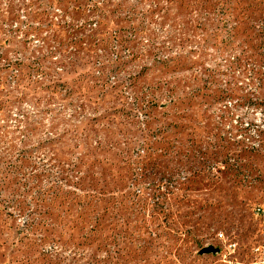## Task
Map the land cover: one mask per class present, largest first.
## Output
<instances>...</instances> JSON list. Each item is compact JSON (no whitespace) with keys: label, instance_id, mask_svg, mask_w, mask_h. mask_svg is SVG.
<instances>
[{"label":"rangeland","instance_id":"rangeland-1","mask_svg":"<svg viewBox=\"0 0 264 264\" xmlns=\"http://www.w3.org/2000/svg\"><path fill=\"white\" fill-rule=\"evenodd\" d=\"M262 261L264 0H0V264Z\"/></svg>","mask_w":264,"mask_h":264},{"label":"water","instance_id":"water-1","mask_svg":"<svg viewBox=\"0 0 264 264\" xmlns=\"http://www.w3.org/2000/svg\"><path fill=\"white\" fill-rule=\"evenodd\" d=\"M211 252H214V251L212 249L205 250V253H211Z\"/></svg>","mask_w":264,"mask_h":264},{"label":"built area","instance_id":"built-area-1","mask_svg":"<svg viewBox=\"0 0 264 264\" xmlns=\"http://www.w3.org/2000/svg\"><path fill=\"white\" fill-rule=\"evenodd\" d=\"M258 264H264V261H262V262H260V263H258Z\"/></svg>","mask_w":264,"mask_h":264}]
</instances>
